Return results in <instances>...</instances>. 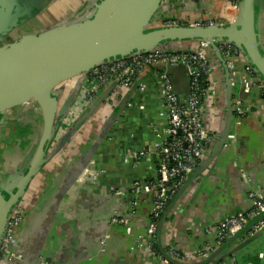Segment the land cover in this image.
<instances>
[{
    "label": "crops",
    "instance_id": "1",
    "mask_svg": "<svg viewBox=\"0 0 264 264\" xmlns=\"http://www.w3.org/2000/svg\"><path fill=\"white\" fill-rule=\"evenodd\" d=\"M22 1L44 6L37 16L21 26L22 35L41 34L72 21L83 5V0ZM163 2V6L169 4V11L160 10L154 23L176 15L195 24L206 15L217 18L222 0H185L181 5V0ZM257 32L264 48V0L257 18ZM171 77L183 98L187 90L185 72L174 69ZM155 80L150 74L143 77L139 84L144 85L145 90L141 91L136 85L110 109L103 110L100 105L86 118L82 114L90 109L84 111L64 131L68 133L65 139L52 141L48 149L49 161L25 192L34 191L12 243L13 251L20 258L9 264H37L40 261L46 264H136L133 260L136 256L132 254L134 240L145 231L152 212V196H133L129 188L135 181L156 179L158 155L150 154L147 159L135 163L125 162L124 158L129 151L155 149L159 144L154 129L158 124L165 126V122ZM76 83L77 77H74L54 89L53 94L58 99L56 118L64 104L71 101ZM211 84L209 99L213 111L218 112L215 119L210 118L217 135L214 157L194 169L195 183L178 199L171 219L173 243L189 252L206 240L193 234L192 224L212 223L245 212L249 208L248 190L264 186L263 99L246 96L239 85H230L231 103L239 98L250 111L240 120L233 114L229 118L222 70ZM111 92L112 86L102 90L95 103ZM30 103L4 112L0 125V187L10 190L23 175V163L41 133L42 116L37 105ZM226 122L229 127L221 141ZM230 136L234 141L231 147H226ZM56 147L58 151L54 155ZM66 148L71 150L61 161L59 152ZM19 169L22 174L17 173ZM133 200L136 201V213L131 234L127 235L124 228L112 226L110 220L115 215L124 216ZM252 238L232 241L215 260L220 262L221 258L234 252L231 255L239 258L238 264H263L264 232ZM233 242L238 245L247 242L248 245L240 251H232Z\"/></svg>",
    "mask_w": 264,
    "mask_h": 264
},
{
    "label": "built area",
    "instance_id": "2",
    "mask_svg": "<svg viewBox=\"0 0 264 264\" xmlns=\"http://www.w3.org/2000/svg\"><path fill=\"white\" fill-rule=\"evenodd\" d=\"M92 1L96 0H83V5L74 16L83 15L90 8ZM237 1L222 0L221 10L215 19L206 15L199 22L190 24L173 15L159 20L155 26L223 27L234 20ZM216 47L228 72L230 85H239L246 96L255 95L264 101V82L246 64L240 51L226 42H219ZM178 65L187 68L189 77V94L184 104H181L179 97L174 93L171 77L166 73L168 67ZM221 70V66L211 54L209 45L205 42H195L186 46L172 45L160 47L155 51L132 54L94 67L82 78L77 77L75 96L60 127L59 135L98 100L102 90L112 86L111 94L106 96L101 104L103 110H107L118 104L124 94L136 85L141 91L145 90L146 87L139 84L143 77L150 74L157 82V95L165 122V126L158 124L154 129L159 144L155 149L129 151L124 158L125 162L135 163L139 159H147L150 154L158 155L156 179L148 182L135 181L129 188L133 196L139 197L142 194L152 196V212L145 231L134 240L132 254L136 256L133 259L136 264H214L210 257L223 248L228 240L243 242L264 232V186H261L248 190L246 198L249 208L245 212L212 223L192 224L190 228L193 234L206 239L194 251H184L173 243L174 230L171 219L175 214V204L178 203V193L185 186L188 192L187 188L195 183V179H191L194 169L209 158L217 140L210 118L215 119L218 112L213 111L209 95L211 82L217 79ZM231 111L236 119L240 120L250 108L236 98L232 101ZM233 141L234 137L230 136L226 147H231ZM68 148L59 153L61 161L68 156L71 150ZM33 192L29 190V193H25L11 208L0 241V264H9L20 258L13 252L11 246L25 218V211ZM135 213L136 201L133 200L129 211L124 216H113L110 224L124 228L126 234L130 235ZM160 224L161 233L158 239ZM238 260L234 255H230L217 264H238ZM37 264L46 263L42 261Z\"/></svg>",
    "mask_w": 264,
    "mask_h": 264
},
{
    "label": "water",
    "instance_id": "3",
    "mask_svg": "<svg viewBox=\"0 0 264 264\" xmlns=\"http://www.w3.org/2000/svg\"><path fill=\"white\" fill-rule=\"evenodd\" d=\"M163 1H92L90 8L80 17L73 16L72 21L63 22L47 32L23 35L11 44L0 47V125L3 122L4 112L22 106L29 101L35 102L42 116L40 137L23 163L25 166L24 169L22 168L23 175L20 176L18 183L11 188L12 190L9 187H0V241L11 208L25 194L28 185L39 170L49 161L51 156L48 149L52 141L54 139L62 141L68 136V133L65 132L59 135V131L75 95L72 94L71 101L64 104L63 112L61 110L56 118L58 99L53 91L60 83L74 77L82 78L94 67L123 59L132 54L155 51L160 47L172 45L186 46L195 42L207 43L211 54L221 66L226 84V107L229 118L232 115V94L228 72L216 44L226 42L236 47L246 64L264 82V48L257 32V18L262 7V0H238L234 20L223 27L168 28L154 26V20H156L155 17L159 11L162 9L169 11V4L163 6ZM184 1L181 0L179 5ZM43 7V4H39L36 11L27 12V14L21 13L19 19L30 20L37 16L44 9ZM22 21L17 20L16 22L8 10L0 9V38L8 34L12 28L20 25ZM174 69L185 72L187 90L183 94V98L180 97L171 77V72ZM166 73L171 77L174 93L179 97L181 104H184L189 94L187 68L183 65L168 67ZM104 98L105 96L101 98V101L91 104L88 108L90 110L84 112L82 117L90 116L102 104ZM228 127L229 122H226L222 130L221 141L224 140ZM53 151L56 155L58 147ZM213 157L214 150L212 148L208 161ZM22 169L17 170V173L22 174ZM191 179H193V174ZM185 190L186 186L178 193V199ZM161 224L158 229V239H160ZM232 241L235 240H228L223 248L210 257V261L216 264L215 257Z\"/></svg>",
    "mask_w": 264,
    "mask_h": 264
},
{
    "label": "flooded vegetation",
    "instance_id": "4",
    "mask_svg": "<svg viewBox=\"0 0 264 264\" xmlns=\"http://www.w3.org/2000/svg\"><path fill=\"white\" fill-rule=\"evenodd\" d=\"M24 6H26L27 8H25ZM38 8V5L36 4V2H24L22 0H1L0 1V9L2 10H8L9 13H11V15H13L14 20L18 21H22V19L19 17L22 14H27V12L33 13L32 11H36V9ZM32 18H30L31 20ZM29 21V19L27 20ZM27 21H22V23H20V25L12 28V30L6 34L5 36H2L0 38V47L6 46L11 44L15 39H19L20 37H22L23 35L20 32V28L23 24H25ZM27 190V189H26Z\"/></svg>",
    "mask_w": 264,
    "mask_h": 264
},
{
    "label": "trees",
    "instance_id": "5",
    "mask_svg": "<svg viewBox=\"0 0 264 264\" xmlns=\"http://www.w3.org/2000/svg\"><path fill=\"white\" fill-rule=\"evenodd\" d=\"M169 206H170V204H169ZM169 206H168V207H169ZM251 239H254V238H251ZM251 239H250V240H251ZM250 240H249V241H250ZM233 244H234V245L232 246L233 248L231 249L232 251L235 250V249H237V251H240L241 249H243L245 246L248 245L247 242H246L245 244H242V245H240V244L238 245L237 242H233ZM231 254H234V252L231 253ZM231 254H229V255H231Z\"/></svg>",
    "mask_w": 264,
    "mask_h": 264
},
{
    "label": "rangeland",
    "instance_id": "6",
    "mask_svg": "<svg viewBox=\"0 0 264 264\" xmlns=\"http://www.w3.org/2000/svg\"><path fill=\"white\" fill-rule=\"evenodd\" d=\"M30 102H33V103H35L34 101H29V102H27L26 104H28V103H30ZM32 103H30L29 105H31ZM27 108V107H26ZM27 109H29V108H27ZM238 258V257H237ZM239 259V258H238Z\"/></svg>",
    "mask_w": 264,
    "mask_h": 264
}]
</instances>
